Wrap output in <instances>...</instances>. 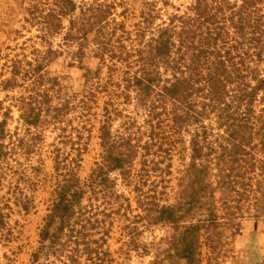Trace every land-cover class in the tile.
Here are the masks:
<instances>
[{"label":"trees","instance_id":"obj_1","mask_svg":"<svg viewBox=\"0 0 264 264\" xmlns=\"http://www.w3.org/2000/svg\"><path fill=\"white\" fill-rule=\"evenodd\" d=\"M128 1L30 0L17 32L24 40L2 56L3 87H21L12 106L23 131L7 134L0 123V170L6 171L0 186L13 196L0 207V235L10 200L23 211L32 204L19 184L29 188L32 179L20 157L30 160L50 129L72 149L64 153L54 144L57 175L34 264L51 257L59 264H112L103 245L113 216L130 203L115 189L119 179L137 192L146 226L170 229L167 256L187 264H202L213 229L239 226L244 202L258 213L264 198V0H196L165 15L158 7L164 0H144L138 12ZM87 37L102 60L93 78L70 96L47 87L44 68L69 52L67 45L76 46L71 53L79 58ZM96 105L100 159L81 177L79 136L66 135L67 117L75 114L84 130L98 117ZM128 105L141 122L125 115ZM120 115L124 131L113 134ZM185 144L187 160L170 194L171 161Z\"/></svg>","mask_w":264,"mask_h":264},{"label":"rangeland","instance_id":"obj_2","mask_svg":"<svg viewBox=\"0 0 264 264\" xmlns=\"http://www.w3.org/2000/svg\"><path fill=\"white\" fill-rule=\"evenodd\" d=\"M143 1L129 0L128 5L131 9L138 12L143 6ZM164 1H166L165 4L161 5L159 3L158 6L163 9V15L167 13L166 10H184L196 0ZM29 2L30 0H0V123L4 122L7 134H11L14 131L19 133L23 131V125L19 121V112L15 106H12L13 98L19 94L21 87L14 89H5L3 87L2 79L7 77L8 74L3 66L4 60L2 56L5 54L7 47L16 45L17 32L23 30L22 27L25 23L24 19ZM31 30L34 33V30ZM25 33L28 34L27 32ZM23 40L24 38H19L18 42ZM67 49H69V52L66 51L51 61L44 68L42 75L47 87L52 90L60 89L63 95L70 96L79 94L83 90L86 81L93 78L94 72L96 68L98 69V65L101 64L102 60L99 56H96L89 37L85 40L83 54L80 56L77 53L79 58H75L72 54L77 49L75 45H67ZM102 71L103 75L104 70ZM124 109L127 110L125 115L129 113V115L135 116L133 105H128ZM95 112H97L98 117L93 115L92 122L87 123L88 126L84 130L80 129L78 119L74 118L75 114L67 117L70 126L67 128L66 135L79 136L74 141L78 142L81 148V162L77 169V173L81 177H86L100 159L101 148L98 131V119H100L101 113L100 106L96 105L93 108V113ZM135 117L138 122H141V115ZM124 119L120 115L113 122L111 128L113 134H117L118 129V131L123 129H120V126ZM205 122L209 123V120ZM211 122L216 133L215 119H212ZM75 129H77V132ZM42 134V139L36 140L35 147L38 146V151L33 150L30 154L31 159L26 160L25 157H20L21 164H24L27 169L25 171L26 174L32 179L29 183V188L24 180H20L19 184L30 197L32 204H30L27 211H23L18 210L12 200H10V206L13 210H11V215L7 219V229L0 235V264H34L33 254L39 246L40 228L47 214V209L51 204L52 190L57 175L52 154L54 144L62 148L66 147V151L61 149L64 153L72 151L68 144H62V140L57 138L58 132L50 129V131L47 130ZM185 147L187 145L180 146L171 161V174L167 177L170 194L177 187V179L181 177L180 170L187 160ZM31 167H35V170L31 169ZM136 170L134 167L133 172ZM5 175L6 171L0 170L1 181L4 180ZM18 175L19 173L12 175L13 181L18 180ZM115 189L119 192H124L130 203L125 208L121 207L120 213L113 216L109 233L106 236V242L103 245V248L109 252V256L106 258L111 259L112 264H151L155 261L157 262L156 264H187L185 259L169 258L167 256L166 236L169 234L170 229L161 225L146 226L147 217L136 202L137 192H133L130 188L124 186L121 179L117 180ZM11 194V190H8L7 187L0 186V207L3 206L6 199L13 197ZM97 202L100 203L101 201ZM248 203L249 201L243 203L244 216L239 220V226L223 225L211 231L209 240L211 248L209 246L202 247V264H264V198H261L258 213H255L254 208L256 206L252 205V202H250L251 209L249 210L247 208L250 207ZM129 233H132L130 241L128 240L130 237ZM99 236L100 234L96 235V237ZM145 246L148 248L147 252H145ZM42 261H45L44 264H59L52 257L46 260L43 258L39 260V262Z\"/></svg>","mask_w":264,"mask_h":264}]
</instances>
